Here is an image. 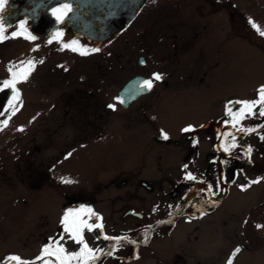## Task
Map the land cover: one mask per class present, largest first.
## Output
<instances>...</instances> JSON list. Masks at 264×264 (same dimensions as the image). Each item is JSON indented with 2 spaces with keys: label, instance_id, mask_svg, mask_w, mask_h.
Returning a JSON list of instances; mask_svg holds the SVG:
<instances>
[{
  "label": "flooded vegetation",
  "instance_id": "af4514ba",
  "mask_svg": "<svg viewBox=\"0 0 264 264\" xmlns=\"http://www.w3.org/2000/svg\"><path fill=\"white\" fill-rule=\"evenodd\" d=\"M25 21L14 22L12 17L5 21L7 38L0 41V68L5 70L4 77L0 79V89H3L0 90V113L14 94L11 89L3 88V81L12 78L9 68L14 65L10 52L14 43L21 40L27 46L23 62H35L28 78L37 72L48 73V78L54 81L51 88L56 91L55 95L58 94L56 98L48 99L49 103L42 102L47 108H38L36 113L40 116L44 112L56 114L63 122L70 117L69 127L76 135L59 141H68V146L64 149L59 146L64 151H61L58 163L69 160L66 150L78 145V140L87 142L95 138L98 142L104 139L109 110L122 115L131 111L134 121L139 117L146 118V123L135 125L140 128L138 131L146 134L157 128L160 133L152 136L153 141L158 145L182 148L183 157L178 166L173 165L172 171L168 172L160 167L161 161L157 158L158 173L147 177L137 166L130 172L111 174L116 175L106 179L109 182L103 184L102 195L96 193L101 189L98 188L91 192L89 199L79 204H65L57 220L55 211L43 210V207L39 210L41 223L37 240L40 246L35 248L37 253L31 257H17L42 264L37 258L42 255V249L54 240H58L69 254L79 252L81 245L64 232L62 218L66 212L91 209L94 216L89 219L87 212H81L80 218L89 224H102L103 229L95 228L90 233L86 228L83 230L88 246L101 250L96 253L98 259L89 261V264H227L237 247L241 252L233 264H264V227H256L257 224L264 225V139H261L264 137V117L256 115L241 119L234 128L232 118L226 114L229 101H241L236 93L238 85L232 81L237 74L236 66H243L246 76L251 65L249 59L242 61L245 64H239V51L253 49L264 59V36L249 22H254L264 32V0H147L134 20L112 42L125 40L123 36L131 28L134 31L132 43L125 40L122 46L117 44L118 50L106 52L114 46L111 43L86 56L70 50L78 59L73 72L68 68L70 66L62 67V64H72L71 61L59 60L54 63V69L53 65L46 69L47 64L51 65L48 53L62 49L63 44L73 40L85 48L93 47L74 37L66 24L49 33H37L30 28L29 21L25 30H21L19 24ZM14 31H23L24 34L13 37ZM56 32L63 35L54 39ZM28 35L36 39H26ZM15 70L20 72L22 69ZM117 71L122 78L120 87L112 101H105L104 95ZM154 73H159L161 79L153 81L151 90L142 91L141 81L152 79ZM131 80L135 81L130 89L131 98L138 97L132 101L129 99L124 106L116 102L115 97ZM21 82L16 84V89ZM63 82L67 86H61ZM225 84L229 85V93L225 96V110L218 115L221 106L217 101ZM58 87H61L59 92ZM257 90L247 93L252 97L246 101L258 99ZM192 101L196 102L190 107L188 103ZM212 102L213 109L217 107L218 112L209 116L208 121L177 123L176 128L181 131L179 140H172L162 126H157L163 118H174L172 113L175 111L169 110L172 106L178 105V109L189 111L194 116V112L213 110ZM109 105H114L115 110ZM32 106L33 102L29 100L28 108ZM231 107L236 112L242 105L232 104ZM164 112H167L166 117ZM124 116L127 117L126 114ZM189 127L193 131H183ZM241 128H254L256 131L244 132L239 130ZM93 133L99 135L92 137ZM162 133L168 138L164 139ZM141 134L137 142H142ZM145 139L152 142L149 136ZM101 143L95 146H101ZM203 144H207L208 152L197 163L195 160ZM79 146L85 144L80 143ZM249 148L252 150L250 154ZM257 155L262 162H255ZM256 170L262 171L263 181ZM38 174L41 178L47 177L45 173ZM189 174L195 179H188ZM257 177L263 185L262 195H257L254 203L247 206L225 210L223 204L231 198L249 195L252 184L248 185ZM242 186L246 190H241ZM112 190L115 191L113 195ZM179 228L183 235L175 236ZM27 234L26 247L29 249L31 233ZM104 236L127 237L128 241L135 243L121 240L119 245H115L114 239H103ZM109 252L111 254H104ZM52 264H56L54 257ZM70 264H78V261L72 260Z\"/></svg>",
  "mask_w": 264,
  "mask_h": 264
},
{
  "label": "rangeland",
  "instance_id": "374dc122",
  "mask_svg": "<svg viewBox=\"0 0 264 264\" xmlns=\"http://www.w3.org/2000/svg\"><path fill=\"white\" fill-rule=\"evenodd\" d=\"M253 11L257 12L255 9ZM128 30L129 32L123 37L130 44L132 43L134 31L131 28ZM125 40L118 39L112 43L114 46L106 52L112 49L118 50L117 44L122 46ZM26 49L27 46L21 40L15 42L12 46L10 59L12 58L15 69L20 68L21 62L26 59ZM48 54L50 55L48 62L51 65L47 64L46 69L52 65V69H54V63L59 60L71 61L72 64H62V67L70 66L68 68L73 72L75 61L78 59L69 49L51 50ZM248 59L251 65L247 69L246 76L243 66L237 65V74L232 78L233 84L238 85L236 93L241 101L251 98L252 96L246 94L254 93V90L264 84L263 57L253 49L248 51L241 49L238 56L239 64H245L242 61ZM115 67L117 68V65ZM47 74L44 71L37 72L26 81L21 82L17 86V91L20 94L19 100L13 101V94L12 99L9 101L13 103L15 111L9 109L8 102L5 110L0 113V264H10L6 259L9 256L25 258L27 255L31 257L37 253L35 248L38 249L40 246L39 240H37L41 223L39 210L43 207H45L43 210L55 211V220H57L62 215V208L65 204L72 202L79 204L81 201L89 199L91 192L96 191L98 188L101 189H99L100 191L97 190L96 193L102 195L103 184L109 182V180L106 181L107 178L111 179L120 172H130L136 166L139 167L140 172L145 177L151 176L154 172L158 173L156 168L157 158H160V167L164 171H172L173 165L177 167V163L183 157L182 148L173 145H158L153 141L152 136L160 133L157 128L153 129L152 132H146V134H141L138 131L140 128H136L135 125L146 123V118L139 117L134 121L133 117L130 116L131 111L122 115L109 110L106 117L108 128L105 129L106 136L103 133L104 139L98 142L94 140L95 138H90L87 142H81L82 139L78 140V145L66 150L67 159L69 158V160L67 162L61 160L58 163L57 159L62 157L61 151H64L63 149L68 146V141L65 143H59V141L63 137L67 138L72 135L76 137V135L74 130L69 127L70 117H66L63 122L61 117L56 114L47 115L44 112L40 116L36 113L38 108L40 110L47 108V105L43 106L41 104L42 102L49 103L48 99L56 98L58 95H55L56 91L51 88L54 81L48 78ZM4 75L5 70L0 68V79ZM55 79L57 80V78ZM121 81V74L117 71L110 83L108 82L109 85L104 95L105 101H112ZM243 81H245L244 84H242ZM64 85L67 86L63 82L61 86ZM40 86L41 90H39ZM224 86L226 91L223 89L222 96L217 101V104L221 106L218 115L225 110L227 101L225 96L229 93V85L225 84ZM46 88H48L47 92ZM60 88L58 87V92ZM29 100L33 102L31 108H28ZM38 100L40 101L39 106L37 104ZM195 102H189L188 105L193 107ZM205 103H208V100ZM171 109L175 111L172 113L174 118L167 117L166 120L163 118L157 122V126H162L166 130L165 132L171 135L168 136L172 140H179L180 138L181 131L176 128L177 123L192 121L195 122L194 124H198L199 120L200 123H204V121L209 120V116L218 112L217 107L213 109V102V110L194 112V116L189 111L185 112L181 108L178 109V105L170 107L169 110ZM125 114L127 117L124 116ZM166 115L167 112H164V117ZM5 120H7L6 126L4 125ZM133 125L134 127L129 129ZM140 134L142 142H137ZM95 135H99V133H93L92 137ZM146 136H149L152 142H148L145 139ZM80 143H84L85 146H79ZM99 143H101V146H95ZM59 146L63 149H60ZM206 152H208L207 144L201 145L195 161L199 163ZM261 159L258 155L254 158L255 162L257 160L262 162ZM150 166L153 170L150 169ZM38 172L45 173L47 177L41 178ZM255 172L259 173L263 181L262 171L256 170ZM113 173L116 174L111 175ZM65 179L72 182L64 183ZM257 180L259 181L258 177L254 179V181ZM262 188V182L252 183V187L248 190L249 195L231 198L223 204L224 209H238L254 203V198L257 195H262ZM114 193L115 191L112 190L111 195ZM97 206H99V203H97ZM99 209L102 210L101 207ZM110 209L111 207H109ZM27 232L31 233L28 241L29 249L26 247ZM181 235H183L182 229L179 228L175 232V236ZM221 244L225 246L223 241H221Z\"/></svg>",
  "mask_w": 264,
  "mask_h": 264
},
{
  "label": "snow or ice",
  "instance_id": "6c2138e0",
  "mask_svg": "<svg viewBox=\"0 0 264 264\" xmlns=\"http://www.w3.org/2000/svg\"><path fill=\"white\" fill-rule=\"evenodd\" d=\"M10 4V0H0V41L4 40L6 37L7 29L5 27V22L3 19L4 13L7 10V6ZM74 13V9L72 7L71 3H63L59 7L52 8V15L55 16L56 20L58 22L63 23L65 21V18H68L69 20L72 18L69 14ZM251 26L259 32L261 36H264V32L260 31L259 26L256 25L254 22L249 21ZM24 23L19 24V28L21 30H25V24ZM24 32L21 31L19 33L13 32L12 36L15 37L17 35H23ZM63 35L62 32H56L54 35V39H59ZM26 39L35 40V36L28 35L25 37ZM51 43V41H49ZM69 49L73 52H78L82 56L89 55L94 52L100 51L98 48H85L82 45H79L77 40H73L70 43L63 44L62 49ZM41 63L43 61H40ZM143 62V61H142ZM26 65V67H25ZM35 62L34 61H26L21 62V71L17 72L15 70V66L13 68H9V72L11 73V79L3 81V88L4 89H11L14 93L13 101L19 100V92L16 89V84L18 82H21V80L26 81L28 76L31 74V71L34 69ZM161 79V75L159 73H154L152 76V79L143 80L140 83V89L142 91H149L153 87V81H159ZM3 90V89H0ZM258 99L254 101H229L228 105H226L227 108V115H229L232 120V125L235 128L236 125L240 122L241 119L249 118L252 116L259 115L261 117H264V86H261L258 90ZM119 103H126V101L123 98H117ZM232 104H240L242 107L238 109L236 112H233V109L231 107ZM108 107L113 108L115 110L114 105H109ZM9 109L13 112L15 109L13 108V103L9 102ZM4 125H7V120L4 121ZM264 127V125H262ZM22 130V129H21ZM240 131L244 132H254L256 129L254 128H241ZM185 132L193 131L191 127L183 129ZM163 138L167 139V135L163 134ZM235 137H233V140ZM261 139H264V137H261ZM235 144H233V147ZM228 150L227 148L225 149ZM251 148L248 149V153H251ZM188 179H195V177L191 176V174L188 175ZM64 183H71L70 180H64ZM252 183H259V181H251L248 185L251 186ZM241 190H246L245 187L242 186ZM209 191H211V185H209ZM81 212H87L89 214V219L95 215L94 212H92L91 209H81L79 212H66L65 215L62 218V225L65 233L69 234V238L74 241L75 243L81 245V249L79 252L74 253H67L65 248L59 244L58 240L52 241L48 246L44 247L42 249V255L38 257L37 259L41 260L42 264H52V258H55L56 264H70L72 260L78 261V264H89V261H95L98 259L96 253L100 252V249H92L88 246L87 242L84 240L83 237V230L86 228L88 231H93L95 228L103 229L102 224H89L86 220H83L80 218ZM248 221L245 220V224H247ZM257 228L264 227V225H256ZM63 237H61L62 239ZM99 238V237H98ZM103 239H114L115 245H119L121 240H124L126 242L135 243L134 241H128L127 237H118V238H109L107 236H104ZM241 252V248L237 247L232 252L231 257L229 258L227 264H233V260L236 257L237 254ZM105 255L111 254L104 253ZM9 262H15V264H35V261L28 262L21 260L20 257L17 256H9L6 258Z\"/></svg>",
  "mask_w": 264,
  "mask_h": 264
},
{
  "label": "water",
  "instance_id": "95a60500",
  "mask_svg": "<svg viewBox=\"0 0 264 264\" xmlns=\"http://www.w3.org/2000/svg\"><path fill=\"white\" fill-rule=\"evenodd\" d=\"M146 0H13L4 13V22L27 20L30 28L37 33H49L58 26L67 25L72 35L93 47H101L112 40L123 27L128 25L139 12ZM63 3H71L74 13L58 22L52 15V8ZM133 84V83H132ZM131 87L126 86L117 98L126 103L131 98ZM115 99L118 101V99ZM130 99V100H129ZM124 104V103H123ZM124 106H126L124 104Z\"/></svg>",
  "mask_w": 264,
  "mask_h": 264
}]
</instances>
